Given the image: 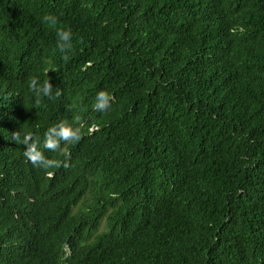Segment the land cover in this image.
Returning <instances> with one entry per match:
<instances>
[{"label":"trees","instance_id":"16d2710c","mask_svg":"<svg viewBox=\"0 0 264 264\" xmlns=\"http://www.w3.org/2000/svg\"><path fill=\"white\" fill-rule=\"evenodd\" d=\"M0 264H264V0H0Z\"/></svg>","mask_w":264,"mask_h":264},{"label":"clouds","instance_id":"9594fccd","mask_svg":"<svg viewBox=\"0 0 264 264\" xmlns=\"http://www.w3.org/2000/svg\"><path fill=\"white\" fill-rule=\"evenodd\" d=\"M43 22L47 25L55 29L56 31V44L61 53L67 55L72 47V31L69 28H58V17L55 14H45L42 17ZM53 85L50 83V79L45 80L43 84H38L37 78L33 77L29 81V88L35 94L37 98V103L40 102L42 97L54 98L58 97L61 92L60 89L57 88L55 92H53ZM111 105V94L105 90H100L97 92L95 97V108L98 111H106L110 108ZM77 119H79L77 117ZM81 138L80 128L73 127L65 122H61L59 124H55L50 126L45 132V139L43 141V147L51 150H58L61 147V141H79ZM31 140V133L25 135L23 143L27 145L25 155L31 160L33 164L39 165L41 167H51L53 165V161L47 159L43 152L40 150L37 141ZM67 166V165H65Z\"/></svg>","mask_w":264,"mask_h":264}]
</instances>
